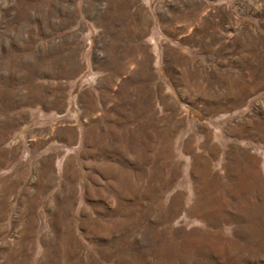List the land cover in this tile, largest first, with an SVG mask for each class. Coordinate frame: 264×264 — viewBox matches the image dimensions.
<instances>
[{"label":"rangeland","instance_id":"1","mask_svg":"<svg viewBox=\"0 0 264 264\" xmlns=\"http://www.w3.org/2000/svg\"><path fill=\"white\" fill-rule=\"evenodd\" d=\"M29 1L0 0V181L15 172L20 183L4 197L32 180L17 164L33 145L27 131L51 127L46 106L62 109L68 94L66 64L48 45L6 42L41 22V12L12 10L35 8ZM184 1L170 0L165 20L170 91L132 94L129 115L123 93L124 137L136 136L122 141V170L81 171L71 214L54 176L48 219L1 204L0 264H264V0Z\"/></svg>","mask_w":264,"mask_h":264},{"label":"crops","instance_id":"2","mask_svg":"<svg viewBox=\"0 0 264 264\" xmlns=\"http://www.w3.org/2000/svg\"><path fill=\"white\" fill-rule=\"evenodd\" d=\"M189 1H184L185 5H191ZM29 3L35 4V8L12 10L35 12L32 16L35 20L41 12V22L35 25L33 34H28L29 26L21 27L18 37L17 32L11 31L15 39L6 42L48 45V57L56 61L57 67L66 64L68 71L66 103L62 109H55L54 103L46 106L50 109L47 116L51 120L49 130L27 131L33 145L17 164L31 169L30 184L23 192L19 187L16 192H11V196L4 197L3 188L9 186L14 190L20 183L15 172L10 175L9 183L0 181V200L4 201L0 205L15 206L17 218L37 222L41 220L42 212L46 219L52 212L50 178L53 180V176L62 181L55 191V198L60 205L69 204L65 213L71 214L79 202L80 192L75 189L72 194L75 187H70L69 182H79L81 171L104 174L122 170L117 168L122 166V158L126 156L122 141L136 136L135 129H131L124 137L123 93L127 97L125 108L129 115L132 94L133 100L137 101L138 92L170 91L164 81L170 74L167 52L171 50V44L164 40V28L165 20L170 21L172 4L170 0L166 4H156L155 0H35ZM39 52L43 53V47ZM38 164L45 165L48 172L43 180L48 184L44 183L42 196L36 190L42 181ZM71 197L73 199L69 201ZM70 216L66 215L64 220ZM5 218L1 216L0 220ZM6 242L18 244L17 240Z\"/></svg>","mask_w":264,"mask_h":264}]
</instances>
